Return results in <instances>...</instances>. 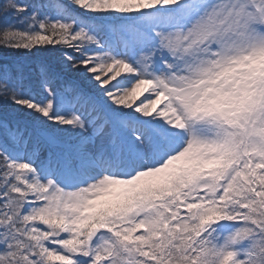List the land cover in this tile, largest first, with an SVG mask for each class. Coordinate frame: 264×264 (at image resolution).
<instances>
[{
  "label": "snow or ice",
  "instance_id": "6c2138e0",
  "mask_svg": "<svg viewBox=\"0 0 264 264\" xmlns=\"http://www.w3.org/2000/svg\"><path fill=\"white\" fill-rule=\"evenodd\" d=\"M0 16V264H264V0Z\"/></svg>",
  "mask_w": 264,
  "mask_h": 264
},
{
  "label": "trees",
  "instance_id": "16d2710c",
  "mask_svg": "<svg viewBox=\"0 0 264 264\" xmlns=\"http://www.w3.org/2000/svg\"><path fill=\"white\" fill-rule=\"evenodd\" d=\"M6 20L11 21V17L0 16V28L4 27ZM54 55L55 53L51 50L40 49L26 52L0 47V66L15 67L19 65L31 70L41 63L50 62ZM2 114L0 111V115ZM18 118L23 119V116Z\"/></svg>",
  "mask_w": 264,
  "mask_h": 264
}]
</instances>
